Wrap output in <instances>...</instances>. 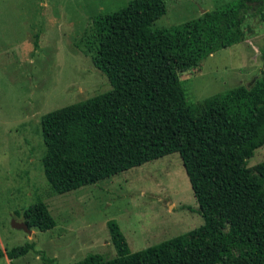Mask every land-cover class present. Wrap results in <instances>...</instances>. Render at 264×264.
<instances>
[{
  "label": "trees",
  "instance_id": "1",
  "mask_svg": "<svg viewBox=\"0 0 264 264\" xmlns=\"http://www.w3.org/2000/svg\"><path fill=\"white\" fill-rule=\"evenodd\" d=\"M166 10L165 0H129L94 17L93 63L111 88L42 115L41 161L54 192L65 193L178 152L204 222L137 251L111 222L117 256L88 254L75 264H264V161L246 164L264 144V45L262 74L249 87L190 104L179 78L238 42L249 13L264 21V0H233L181 24L154 27ZM20 215L29 228L55 225L41 200ZM33 246L25 242L5 254L12 259Z\"/></svg>",
  "mask_w": 264,
  "mask_h": 264
},
{
  "label": "rangeland",
  "instance_id": "2",
  "mask_svg": "<svg viewBox=\"0 0 264 264\" xmlns=\"http://www.w3.org/2000/svg\"><path fill=\"white\" fill-rule=\"evenodd\" d=\"M129 0H0V264H75L88 254L117 256L110 224L121 230L131 251L156 245L203 224L178 152L160 156L65 193L54 192L44 174L43 114L110 90L93 63L98 13ZM233 0H165L154 27L199 17ZM238 42L179 73L186 100L199 104L240 85L251 86L262 71L264 21L249 13ZM264 161V144L246 164ZM43 201L55 219L31 233L12 226L28 205ZM25 242L34 246L9 259Z\"/></svg>",
  "mask_w": 264,
  "mask_h": 264
},
{
  "label": "water",
  "instance_id": "3",
  "mask_svg": "<svg viewBox=\"0 0 264 264\" xmlns=\"http://www.w3.org/2000/svg\"><path fill=\"white\" fill-rule=\"evenodd\" d=\"M12 226L16 229H23L24 231L31 233V228L28 227V224L25 221H17L12 219Z\"/></svg>",
  "mask_w": 264,
  "mask_h": 264
},
{
  "label": "flooded vegetation",
  "instance_id": "4",
  "mask_svg": "<svg viewBox=\"0 0 264 264\" xmlns=\"http://www.w3.org/2000/svg\"><path fill=\"white\" fill-rule=\"evenodd\" d=\"M24 221V220H23Z\"/></svg>",
  "mask_w": 264,
  "mask_h": 264
}]
</instances>
